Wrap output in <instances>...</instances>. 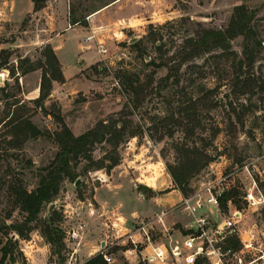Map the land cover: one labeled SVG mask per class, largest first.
I'll return each instance as SVG.
<instances>
[{
    "label": "rangeland",
    "instance_id": "374dc122",
    "mask_svg": "<svg viewBox=\"0 0 264 264\" xmlns=\"http://www.w3.org/2000/svg\"><path fill=\"white\" fill-rule=\"evenodd\" d=\"M24 1L0 0V117L12 110L9 104L19 100L30 108L31 120L44 133L27 140L20 149H7L4 129H0V213L3 217L12 213L7 223L21 221L25 216L15 207L8 190L10 176L22 178L28 190L36 189L41 173L58 150L49 132L54 133L60 124L33 101L39 96L44 70L29 67L45 62V40L57 30L59 17L66 16L70 23L73 18L80 22L71 24L72 30L56 40L65 47V69L59 60L64 81L52 80L45 105L52 112L61 109L75 135L118 114L133 99L132 92L126 90V75L136 73L142 82L152 75L153 80L150 93L132 108L130 117L143 131L120 146L119 164L110 171L102 168L85 172L88 162L81 163V183L76 186L66 179L53 201V210L60 213L59 224L65 232L63 264H81L91 252L101 249L113 255L112 264H143L141 255L130 250L132 244L127 239L138 222L152 218L161 206L171 209L166 218L168 225L182 227L189 221L185 213L172 211L183 193L175 188L167 165L175 163V142L196 137L185 138L186 132L177 121H186L184 117L193 111L187 109L188 100L202 96L201 87L203 92L213 90L208 98L216 104L194 111L206 128L201 135L211 142L209 152L214 159L190 179L189 187L193 191L208 179L223 176L225 189L230 185L240 189L241 231L254 224L264 228V201L258 206L248 205L243 198L250 190L264 197V0H66L65 14L64 5L47 3L50 7L45 12L27 11ZM240 4L255 11L252 24L257 38L262 40V45L253 47L251 42L248 47L255 56L252 65L247 66V41L239 36L232 41L229 53L213 50L182 66L177 74L179 83L175 78L164 80L169 70L166 64H173L172 55L184 39L202 27L225 28L235 6ZM135 37L137 40L132 42ZM240 60L245 62L242 68ZM159 63L165 65L157 67ZM249 75L253 78L251 85ZM162 119L169 125L154 128L153 123L159 124ZM170 128L173 137L159 139ZM104 151V145H98L95 160ZM174 188L178 191L165 196L166 202L157 200V192L162 195ZM51 203L44 205L40 222L53 211H49ZM157 230L161 234V226ZM16 236L15 261L8 259L5 264H62L60 257L52 254L39 227L29 239ZM89 237L94 238V246L80 251ZM6 240L0 230V258ZM160 264L184 263L171 258Z\"/></svg>",
    "mask_w": 264,
    "mask_h": 264
},
{
    "label": "trees",
    "instance_id": "16d2710c",
    "mask_svg": "<svg viewBox=\"0 0 264 264\" xmlns=\"http://www.w3.org/2000/svg\"><path fill=\"white\" fill-rule=\"evenodd\" d=\"M32 1L34 3V11H38L46 6L48 0ZM255 18V11L249 9L245 4H240L235 6L231 19L225 28L202 27L195 34L187 36L179 46V49L172 55L173 64L171 62L166 64L169 66V70L164 80L175 78L174 81L179 83L180 80L177 74L182 66L194 58L213 50H223V54L229 53L232 41L239 36H242L247 41L245 46L246 60L247 66H251L255 56L251 54L252 50L248 47L251 42L253 47L262 45V40L257 38L252 24ZM79 22L80 19L73 18L71 24ZM137 43L135 42L134 44ZM157 48L161 47L157 45ZM44 56L45 62L38 65L32 64L29 67L30 70L38 68L44 70L39 96L34 98L33 101L43 112L52 115L60 124V128L54 133L51 134L49 132L53 136L58 150L51 164L45 168V172L41 173L39 186L36 189L28 190L22 178L17 175L10 176L8 190L15 207L23 211L25 216L21 221L7 223V219L11 218L12 213H7L4 217L0 213V230L7 236L4 246L1 248L0 264H5L8 259L15 261L14 251L18 247V238H14V234L22 239H29L31 232L38 227L42 236L50 244L52 254H57L60 257L59 262L63 264L66 260L62 255V251L65 248V232L59 224L61 216L57 210H53L47 219L40 222V213L44 205L56 200L66 179L76 181L80 175L78 166L81 163L88 162V165L84 168L85 172L102 168L110 171L121 160L120 146L129 138L139 136L143 131V127L139 124H134L130 117L133 115L132 108L143 102L144 98L150 93L148 89L153 80L152 75L148 77L147 82H142L136 73L126 75V90H129L128 93L130 94L132 92L133 99H129L118 114L112 115L108 119H102L86 132L75 135L64 121L61 109L56 104H53L58 109L56 112H52L45 105V100L51 95L52 80L64 81V76L61 71L60 61L51 44L47 45ZM25 59V61H30L28 58ZM244 63L243 60H240L238 63L240 68L244 66ZM162 65L165 64H156L157 67ZM252 79L250 75L247 76L250 85L252 84ZM199 91L203 93L202 96H192L188 100L189 106L187 109L191 108L193 111L188 112L187 116L184 117L186 121H177V125L181 126L186 132L185 138L188 135L191 138L192 136L196 137L175 142V163L167 165L175 188H178L183 194H188L192 191V188L189 187L190 179L214 159V156L209 152L211 142L201 135L206 128L202 124L201 119L198 118L199 116L194 112L199 107L209 109L216 105L213 100L208 98L213 93V90L203 92L204 90L201 87ZM9 105L12 110L8 111L4 117H0V129H4L6 148L20 149L27 140L37 138L44 132L33 123L28 114L30 108L23 105L21 101L16 100ZM153 125L154 128L160 129L161 127H167L169 124L165 122V119H162L159 124L154 122ZM151 127L149 129H152ZM165 135L173 137V129L170 128L165 134H161L159 139H163ZM198 141H201L200 144ZM101 144L105 147L104 155L99 160H95L96 147ZM239 195L240 189L236 185L228 186L221 199L223 207L226 208L227 201L232 199L233 203L240 208L239 200L241 198ZM39 222L41 223L40 226ZM232 243L235 246L238 245V242L233 241ZM81 264L109 263L105 260L103 254L99 252Z\"/></svg>",
    "mask_w": 264,
    "mask_h": 264
},
{
    "label": "built area",
    "instance_id": "2783aa9c",
    "mask_svg": "<svg viewBox=\"0 0 264 264\" xmlns=\"http://www.w3.org/2000/svg\"><path fill=\"white\" fill-rule=\"evenodd\" d=\"M225 184L226 178L218 176L181 195L172 211L190 217L185 226L168 225L166 218L171 209L159 207L152 218L138 222L127 234L130 250L141 255L143 264H160L171 258L184 264H264V228L254 224L241 231L242 210L233 205L232 199L227 201L228 209L222 205ZM243 198L248 205L258 206L264 201L263 194L252 190ZM100 253L109 264L114 262L111 253L103 249Z\"/></svg>",
    "mask_w": 264,
    "mask_h": 264
},
{
    "label": "crops",
    "instance_id": "0c3cea01",
    "mask_svg": "<svg viewBox=\"0 0 264 264\" xmlns=\"http://www.w3.org/2000/svg\"><path fill=\"white\" fill-rule=\"evenodd\" d=\"M65 1L66 0H48L47 1V5H51V6L54 5V4H57V6L64 5L63 7H65V11H63V14H65L66 13V4H65L66 2ZM24 2L26 4V6H27L26 7L27 11H32L34 9V3H33L32 0H25ZM48 7H50V6H45L44 8L38 10L37 12H39V11L45 12L46 10H48ZM59 18H60L59 21H57V23H56L57 30L55 31V33H53V35H51L48 39L45 40V43H48V44H51V45L52 44H56V45H54V50H55L59 60L63 64V68L65 69L64 63H63V57H62L63 56L62 54H65L63 52L65 50V47L63 46V42L61 40L57 41V42H56V40L60 39L61 37H63L65 35V33H67L68 31L72 30V26H71V23H70L69 19L66 18V16H65V18H63V17L62 18L59 17ZM59 47H62V49H59ZM160 189L164 190L165 188H160ZM176 191H178V190L174 188V189H171L170 191H168L166 193H163L162 195H158V192L156 191L157 192L156 193L157 194L156 198H157L158 201H160V199H163L164 202H166V199L164 197L165 196H169L171 193L176 192ZM158 196H159V199H158ZM89 238L90 239L86 238V241H85V246L86 247L85 248H79L80 251L81 250L82 251H84V250H86V251L88 250L89 251V249L94 246V241H93L94 238L93 237H89ZM101 245L103 246L104 244H102V242H101ZM94 251L95 252H91V254H90V256H88V258L91 257V255H95V254L99 253L101 250H94Z\"/></svg>",
    "mask_w": 264,
    "mask_h": 264
},
{
    "label": "water",
    "instance_id": "95a60500",
    "mask_svg": "<svg viewBox=\"0 0 264 264\" xmlns=\"http://www.w3.org/2000/svg\"><path fill=\"white\" fill-rule=\"evenodd\" d=\"M136 40H137V38L135 37V38L132 40V42H134V41H136ZM159 43H160V42H158V44H159ZM0 80H1V78H0ZM81 181H82V180H81L80 178H78V179L75 181V185L78 186V185L81 183ZM55 206H56V203H55V202L51 203L49 211L51 212V211L55 208ZM13 237L15 238V237H17V236L14 234Z\"/></svg>",
    "mask_w": 264,
    "mask_h": 264
}]
</instances>
